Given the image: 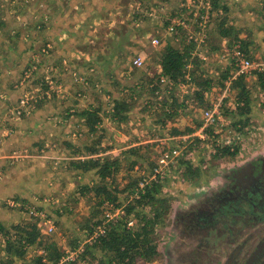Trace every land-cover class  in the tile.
<instances>
[{"label": "rangeland", "instance_id": "374dc122", "mask_svg": "<svg viewBox=\"0 0 264 264\" xmlns=\"http://www.w3.org/2000/svg\"><path fill=\"white\" fill-rule=\"evenodd\" d=\"M46 1L0 0V124L12 130L0 131V187L6 189L0 195V264H47L45 248L52 244L61 254L57 264H115L110 255L106 257L100 252L99 244L96 248L92 246L98 242L94 234L99 227L107 228L109 223L122 220L125 206L137 203L155 183L159 197L168 201L170 209L163 225L154 233L158 256L151 262L138 260L135 264H176L174 257L180 249L175 246L178 240L173 226L175 214L184 213L197 197L209 190L210 184L214 185L238 163L264 153V90L256 73L244 77L250 101L245 126L235 124L238 118L232 109L238 90L232 87L233 83L222 105L220 123L203 133L201 124H197L201 123L204 109L199 108L200 104L215 102L235 72L230 58H219L226 42L216 32V15L226 0H219L213 9L204 45L192 47L193 56L200 60L195 75L210 77L212 85L210 91H201L200 97L196 96L198 87L195 83L191 86L190 81L183 90L168 78L165 84L157 81L165 48L186 46L183 32L179 35L183 40L180 45L166 32L169 19L188 16L178 8L181 1L107 0L115 10L112 14L102 0H54L51 9L45 6ZM92 8L99 13L95 20L105 21L97 38L88 37L89 30L82 22ZM60 16L65 19L63 22ZM234 19L242 28L240 23L245 18ZM251 22L260 25L262 19ZM75 24L78 27L73 34ZM199 33L201 30L196 26L194 35ZM72 35L89 42L86 49L81 47L82 55L67 58L59 44ZM248 35L249 38L243 39L228 33L226 47L230 49L232 43H238L248 58L263 59L264 43L258 40L264 39V34ZM154 36L158 39L156 47L150 44ZM100 45L109 53L97 56L94 61L99 64L87 68L82 60L89 62L90 57L83 55ZM225 52L230 53L226 48ZM136 56L144 59L140 68L132 66ZM70 59L77 62H68ZM63 60L66 63L62 65ZM27 69L32 71V79L18 87ZM90 69L93 72L88 78ZM73 72L86 78V82L83 79L75 83ZM223 74L227 75L225 79ZM49 81L52 91L48 90ZM22 99L25 109L20 116L14 108L21 106ZM164 100L166 106L160 103ZM115 104L126 105V112L122 111L124 120H116L111 109ZM90 113L102 123L98 130L92 131L87 125L86 116ZM22 123H28V128L24 125L25 131L19 130L21 126L16 129ZM187 129L192 132L183 133ZM136 147V154L127 152ZM224 147L236 154L220 156L219 150ZM173 148L180 150L179 156L168 166H158L160 151ZM91 159H117V171L104 181L96 170L80 167V163ZM182 162L191 163L200 177L193 182L187 180ZM140 183L145 188L137 197ZM102 186L110 197H115L114 202L105 200L100 204L104 195L98 196L95 189ZM96 221L99 224L94 226ZM136 223L137 219L129 216L127 227L135 228ZM33 225L40 245L20 244L19 231L14 227ZM91 229L93 235L89 237ZM8 241L12 244L9 248ZM81 249L80 254L77 250ZM71 254L70 262H61L63 256Z\"/></svg>", "mask_w": 264, "mask_h": 264}, {"label": "trees", "instance_id": "16d2710c", "mask_svg": "<svg viewBox=\"0 0 264 264\" xmlns=\"http://www.w3.org/2000/svg\"><path fill=\"white\" fill-rule=\"evenodd\" d=\"M219 0H210L211 2V10L216 7ZM180 11H183L180 9ZM180 16V15H179ZM177 16L176 18H179ZM212 15L209 17V22ZM186 22H189V19H186ZM168 23V22H166ZM209 24V23H208ZM228 29V28H227ZM228 35V33L226 32ZM183 41L180 42L182 44ZM176 44V45H180ZM193 46L190 44H186L183 48H172L166 47L165 51L162 54V59L160 62L161 65V75H158L157 81L160 82L161 76L168 78L173 81V84H180V83H187L185 80V76L189 74L190 77V85L192 86L194 83L196 87H198V93L196 92V96H202L201 91H210L211 88V81L210 77L208 76H200L197 77L195 75L196 69L199 68L198 66V58L192 55L193 53ZM200 61V60H199ZM191 65L190 70H187L186 66ZM193 68V69H192ZM223 78H226V74L222 75ZM257 81L260 87L264 90V73L256 74ZM162 84V83H161ZM189 84V83H188ZM232 87L237 89V96L234 98V107L233 111L235 117L238 118V121H235L237 125L245 126L247 124V115L250 111V101L248 91L244 84V77L241 76L235 82H233ZM232 88V89H233ZM157 90V88H155ZM202 99H200L201 101ZM162 106L167 105V101L160 102ZM200 104L199 108L204 107L203 110H207L211 105H203ZM112 107V106H111ZM113 111L114 116H117L116 120H124L125 117H122V114L126 112V105H118L115 104L111 108ZM95 113V112H93ZM90 113L86 116L87 125L90 127L92 131L98 130L99 126L102 124L98 122V118L95 114ZM172 115V114H169ZM200 125L201 123H197ZM239 130V129H238ZM192 130L187 129L186 132L183 133H190ZM174 134H181L178 132H174ZM200 141V140H196ZM138 148L129 149V153L136 154ZM220 156L225 155H235L236 151H229V148L224 147L222 150H219ZM135 163V162H134ZM133 163V164H134ZM80 166L83 170L94 169L96 170V174L102 179L106 180L111 175H113L117 171L118 167V160H99V159H91L84 163H80ZM184 164L185 175L186 179L190 182L193 180L198 179L200 177L199 170L192 169L191 163L182 162ZM135 184V183H133ZM156 183L153 184L147 191H145L144 196L141 197L135 204H127L125 206V217L120 221H114L108 224V227L105 228V233L95 239L98 241L97 243L93 244L94 248L97 247L99 244L100 252L106 257L110 255V259L115 261V264H135L136 261L142 260L144 262H151L158 256V249L157 245L154 241V233L157 227L163 225L164 219L168 215L170 205L165 198H161L158 195ZM95 193L98 196H103V199L100 204H103V201L109 200L114 202L115 197H110L107 192L106 187L102 186L100 188L95 189ZM148 208V209H147ZM137 219V223L135 228L134 227H127V219L129 216H132ZM99 224V221H96L94 226ZM16 231H19V243L25 242L26 246H33L35 244H39L40 242L37 241L38 234L33 226L27 227H14ZM89 237L93 235L92 229L89 231ZM38 242V243H37ZM97 244V245H96ZM8 248L12 245L9 241L7 242ZM7 248V249H8ZM12 250V249H10ZM17 250V249H15ZM95 250V249H92ZM20 251V250H18ZM45 251L48 253L47 264H57L59 258L61 257L60 251H57L55 245H50L45 248ZM84 255V254H82ZM111 262V261H110Z\"/></svg>", "mask_w": 264, "mask_h": 264}, {"label": "flooded vegetation", "instance_id": "af4514ba", "mask_svg": "<svg viewBox=\"0 0 264 264\" xmlns=\"http://www.w3.org/2000/svg\"><path fill=\"white\" fill-rule=\"evenodd\" d=\"M207 188L175 214L176 264H264V153Z\"/></svg>", "mask_w": 264, "mask_h": 264}, {"label": "built area", "instance_id": "2783aa9c", "mask_svg": "<svg viewBox=\"0 0 264 264\" xmlns=\"http://www.w3.org/2000/svg\"><path fill=\"white\" fill-rule=\"evenodd\" d=\"M181 1V7H178L179 9L186 11V13L188 14V16H186L185 18H181L179 16V18H172L171 20H168V24L166 26V32L168 34H170L175 42V44H180L181 41L179 39V35L181 32L184 33L185 37V44H190L192 46L196 47H201L202 45H204V43L207 40L206 36L207 34H205V30L206 27L209 23V17L212 15V11L211 10V2L210 0H179ZM139 3L137 2V5ZM186 4H188V7L186 6ZM191 6L194 7L191 8ZM196 8V9H195ZM182 19V20H181ZM186 19H189V22H186ZM198 27L199 30H201V33L194 35V30L195 27ZM191 27H193V29L191 30ZM186 32V33H185ZM150 44L153 47H156L158 45V39L157 37L154 36V38H152L150 40ZM227 42L225 43V45L223 46V50L222 52H220L219 58L220 59H224L226 58V56L228 58H230V62L232 65H234L235 67V72L233 73V75L229 78V80L227 81V83L225 84V87L221 93V95L219 96L218 99H216L215 102L211 103V106L209 108H207V110H203L202 112V117H201V127H200V131L201 133H203L205 130L212 128L216 125H218L220 123V121L222 120V105L224 103V99L227 98V96L229 95V93L231 92V83H233L235 80L241 76L245 77L247 75L253 74V73H264V58L263 59H250L248 58L247 54L244 51H241L240 46L238 45V43H232V45L230 46L231 48L228 49L226 47ZM225 48L227 50L230 51L229 52H225ZM192 55H194V53H192ZM200 58L204 61H207L208 58L206 56H200ZM65 62H62V64H64ZM144 64V59L140 56H136L135 59H133L132 61V66L134 68H140L142 67ZM188 68L191 67L190 65L187 66ZM186 67V68H187ZM56 70H58L56 68ZM93 72V69H90L87 73V76L89 78V75ZM75 74H73V81L77 82V81H82L84 79V81L86 82V78L84 77H77V73L73 72ZM30 79H32V71L27 69L23 72V76L22 79L20 80L18 87H21L23 83L28 82ZM167 78L162 77L160 79V82L162 84H165ZM185 80H186V84L189 83L190 81V77L189 74H187L185 76ZM233 81V82H232ZM52 81L48 82V90L52 91V86H51ZM185 83H180V84H176L177 87H181V90H183L186 87ZM58 89H60V87L58 85H56ZM17 87V86H16ZM24 95H22L21 98H23ZM23 99L21 100V106L19 108H14V112L15 114L18 113V115L22 116L24 114V110L25 106L23 105ZM234 107V106H233ZM4 129L6 132L5 133H10L12 130L8 129L5 125L0 124V131ZM199 137L200 134L198 132L197 134ZM180 150L177 148H173L169 151L166 152H161L159 153L158 159H157V165L158 166H168V164L170 162H172L174 159H176L179 156ZM155 172L157 173L158 171L155 170ZM155 180V179H154ZM147 185V183H146ZM144 184L140 183L139 187H138V192H137V197L139 191L143 192L144 191ZM107 216H110V214H108ZM104 219H106L105 215H104ZM129 225H131L129 223ZM104 230H105V226L102 228H98V231L95 232L94 237L96 238L100 235L104 234ZM80 254L83 252V250H77ZM73 254L65 257H62V261L61 262H70L72 260ZM65 257V258H64Z\"/></svg>", "mask_w": 264, "mask_h": 264}, {"label": "crops", "instance_id": "0c3cea01", "mask_svg": "<svg viewBox=\"0 0 264 264\" xmlns=\"http://www.w3.org/2000/svg\"><path fill=\"white\" fill-rule=\"evenodd\" d=\"M51 1L53 2L54 0H48L45 2V6H47V8H49V9H51V7H52V4H50ZM96 1H101V0H96ZM102 1L105 2L104 5H106V8L110 9V11H111L110 13L112 14V11H115V10L110 7L109 2L107 0H102ZM57 2H58V0H57ZM212 13H213V11H212ZM86 15L87 16L84 17L82 22H84L87 29L89 30V33H87V35H88V37H93V38L96 37L97 38V32L100 28V25L102 23H104L105 21H103L102 19H100L98 21L95 20L94 16L96 18H98L97 16H99V13H98V10H96L94 8H92L91 12L89 14L87 13ZM92 16H93V19H90V17H92ZM216 16H217V20H216L217 26L216 27L218 28V30L216 29V32L223 42H227V40H229L226 32L232 33L233 35H236L239 38H243V39H245L246 36H248V38H249L250 35H248V34H251V35H254L256 33L264 34V25H263L264 24V0H226L225 2L222 1L221 9L219 10V12L217 13ZM237 16H240L241 18H245L240 23L242 28L238 27V22L235 21V19H234ZM59 18H60V22H63L65 20L64 18H61V16ZM109 18L110 19L108 22L112 21L111 17H109ZM258 18L262 19V23L260 25H256L255 23L251 22V20H255ZM111 24H112V22H111ZM244 24H248L246 29L243 27ZM73 27L75 29V31L73 32V34H74L77 32L78 26L76 27V24H75ZM223 27H226L228 29H224ZM91 28L93 29V31H90ZM252 28H255L256 30L253 31ZM236 30H238V31H236ZM69 31H71V30H69ZM69 31H67L68 34H70ZM239 32L241 34H239ZM245 32L247 33L246 35H245ZM72 36L73 37H70L68 40L63 41L62 44L61 43L59 44L60 49L63 50L62 55H66L67 58L74 56L77 53L81 54L80 51H83L81 49V47L85 48L86 42L87 43L89 42V39H87V40L83 39V40L79 41V37L76 38L77 35H72ZM75 38L77 39V41L75 40ZM248 38H247V43L251 44L250 41H248ZM258 41H263V43H264V39H261ZM224 45H225V43L222 44V46H224ZM90 46H94V45H90ZM251 47H252V44H251ZM87 50H90V48L88 47ZM90 51H91L90 53L86 52L87 54L83 55L84 58H87V59L90 57V59H89L90 61L86 62L85 60H82L83 64L86 65L87 68L89 67V65L93 64V66H97L99 64V61H94V60H96L97 56H100V55L106 56V54L109 53V51L106 50V48H104L103 45H100L97 48H93ZM59 58H60V55L58 56L57 61ZM57 61H54V63H57ZM62 62L66 63L65 60H63ZM68 62H77V60L70 59V60H68ZM58 66L60 67V63ZM79 68L82 69V67H79ZM73 91L74 90H72V92ZM24 125H26V127L28 128V123H26V124L22 123V125L21 124L18 125L16 129H18V127L21 126L19 128V130L25 131L27 128ZM45 128L46 127H43V129H45ZM47 128H50V126ZM43 136H45V135H43ZM17 138H19V140H20L21 137L17 136ZM15 142H18V141L14 140V143ZM14 143H12V144H14ZM0 164H1V161H0ZM5 191H6V189L4 187H2V188L0 187V195H1V193L5 192Z\"/></svg>", "mask_w": 264, "mask_h": 264}]
</instances>
